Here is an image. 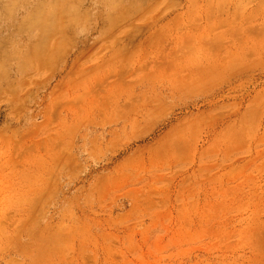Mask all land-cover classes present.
Here are the masks:
<instances>
[{"label":"rangeland","instance_id":"1","mask_svg":"<svg viewBox=\"0 0 264 264\" xmlns=\"http://www.w3.org/2000/svg\"><path fill=\"white\" fill-rule=\"evenodd\" d=\"M254 8L0 0V264H264Z\"/></svg>","mask_w":264,"mask_h":264},{"label":"bare ground","instance_id":"2","mask_svg":"<svg viewBox=\"0 0 264 264\" xmlns=\"http://www.w3.org/2000/svg\"><path fill=\"white\" fill-rule=\"evenodd\" d=\"M243 3L247 2V6L252 5L256 6L254 11L256 12L257 16L264 18V0H241Z\"/></svg>","mask_w":264,"mask_h":264}]
</instances>
